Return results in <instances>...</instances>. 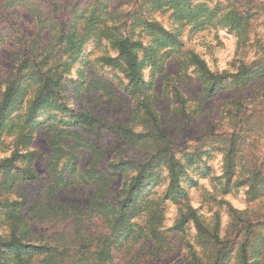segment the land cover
Returning <instances> with one entry per match:
<instances>
[{"label":"rangeland","instance_id":"1","mask_svg":"<svg viewBox=\"0 0 264 264\" xmlns=\"http://www.w3.org/2000/svg\"><path fill=\"white\" fill-rule=\"evenodd\" d=\"M156 2L103 1L115 8L113 11L108 9L112 14L111 24L123 35L139 13L176 36L171 43L156 33L143 34L144 45L148 50L154 48L159 62L150 59L144 65L147 85L136 93H130L126 88L127 80L120 68L102 64L101 56L116 55L105 37L91 38L78 54L63 45L51 52L52 44L49 43L53 29L41 28L36 18L25 13L2 17L0 8V27L7 26L9 32L8 42L0 45V96L5 81L18 67L13 52L27 55L30 47L46 44L51 52L38 70L29 62L22 68V88L6 124L0 158L11 152L8 144L20 131L30 101L41 86L40 74L56 69L61 75L57 94L50 95L47 107L36 112L35 120L39 123L27 150L35 153L32 167L38 178L17 181V190H24L30 200L36 199L40 188L54 178L60 186L58 194L66 200L86 201L94 196L112 200L120 196L122 184L128 182L138 166L160 146L156 136L159 128L169 139L170 148L186 162L182 183L186 199L180 203L161 201L162 220L158 234L165 238V247L160 250L156 243L139 240L137 228L132 227L113 250L109 264H211L214 245L207 235L200 233L192 221L175 228L181 211L190 206L196 209L209 231L216 230L221 240L231 246L225 264H239L237 249L248 241L252 245L249 264H264V184L250 189V181L241 179L238 186L227 189L225 180L220 178L224 170V142L232 134H236L239 142L238 169L241 166L264 167V77L243 87L222 88L207 97L201 91L202 78L198 72L179 58V45L182 44L181 52L191 50L199 54L212 72L225 70L227 73L235 72L239 56L246 63L262 59L264 0H184V6L154 10L152 5ZM69 3L74 4V10L78 9L74 20L80 23L82 31L92 28L97 17L89 14L91 8L84 16L79 11L91 0H64V5ZM231 10L247 14L243 25L247 43L243 51L236 50L234 28L220 21ZM142 54L148 56L145 51ZM174 88L179 91L182 101L175 99ZM142 103L151 107L155 122L146 114ZM63 105L73 111L93 114L101 122L93 128L78 127L73 119L58 110ZM116 126L125 127L129 135H122ZM72 132L75 133L72 137L65 138ZM51 137L61 140L55 149L50 143ZM198 151L202 152L201 157L190 161L187 155ZM56 159L59 160L54 165L52 162ZM26 164V160L19 159L17 169L11 174H18ZM113 164L116 167H112ZM114 168L116 170H111ZM247 174L243 173V177L248 178ZM154 180L155 183L146 185V191L138 201L145 198L156 201L154 213L157 217L158 200H162L167 184L163 167L158 169ZM110 207L105 204L103 211ZM142 219L138 222L143 225L145 219ZM96 224L103 228L100 219ZM49 242L58 252L70 248L53 240ZM6 263L12 264L0 256V264Z\"/></svg>","mask_w":264,"mask_h":264},{"label":"trees","instance_id":"2","mask_svg":"<svg viewBox=\"0 0 264 264\" xmlns=\"http://www.w3.org/2000/svg\"><path fill=\"white\" fill-rule=\"evenodd\" d=\"M103 1L91 0L87 7L79 10L84 16L91 8L89 14L97 17L95 23L91 25L92 28L82 31L80 23L74 20L78 9L72 8L74 5L71 4L72 2L64 5V0H51V2L48 0H0L2 17L19 16L25 13L36 18L41 28L53 29L52 41L49 43L52 44L51 48H49V44L44 47L36 45L26 51L27 55L13 52V58L15 62H18V67L16 72H12L5 81V87L0 96V147L4 145L3 135L6 124L22 88V68L29 62L33 68L38 70L40 64L46 61L48 55L57 46L63 45L65 49L73 50L75 54H78L91 38L105 37L109 40L116 55L101 56L102 64L121 69L127 80L126 88L130 93L140 92L145 88L147 82L143 76V67L150 62V59L159 62V57L153 47L148 50V47L144 45L143 34L156 33L161 35L162 40L171 43H174L176 36L163 29L157 22L149 21L139 13L128 25V32L123 35L118 32L116 26L111 24L112 14L110 11L115 8H110L109 4H103ZM183 3L184 0H157L152 8L154 10L163 7L172 8L179 5L184 6ZM246 15V13L231 10L223 20H220L221 23L224 22L223 25L226 24L234 28L237 37V52L243 51L247 43L243 29V25L246 24L245 20H247ZM8 39V27H0V45L6 44ZM181 47L182 44L179 45L180 60L187 62L198 72L202 78L201 91L207 97L214 95L217 90L222 88L243 87L254 79L264 77V57L246 63L239 56L236 58L238 65L234 73H227L225 70L212 72L199 54L191 50L181 52ZM143 51L147 52L148 56L143 55ZM40 75L42 77L41 86L30 101L20 131L8 144L11 146V152L0 158V256L4 260L8 259L12 264H33L34 262L37 264H109L112 260L113 250H116L117 244L124 239L125 233L132 227L137 228L139 240L145 243H156L158 249L161 250L165 247V238L158 234L162 220L161 201L170 200L173 203H180L186 199V192L182 185L186 162L177 156L173 148H170L169 139L159 128L156 136L160 141V146L138 166L136 174L128 182L122 184L119 191L120 196L112 200H101V196L90 197L86 201L66 200L58 194L60 186L54 178H50L48 183L40 188L36 199L30 200L24 190H17L15 186L17 181L38 178L34 167H32L35 153L27 151L35 126L39 123L35 120V114L47 107L50 95L57 94L56 86L61 79V75L57 73L56 69L54 72L46 70ZM173 94L175 99L182 101L176 88L173 89ZM142 107L155 122L151 107L146 103H142ZM58 110L73 119L78 127L93 128L101 122L100 118L93 114L85 111H73L65 105L59 106ZM116 128L122 135H129L125 127L116 126ZM73 134L75 133L72 132L65 138H70ZM54 138L56 137H51L50 143L55 149L61 144V140ZM224 143V170L220 177L225 180L224 186L227 189L238 186L241 179L250 181V189L262 186L264 184L263 166H241L238 169L239 142L236 134H232ZM201 153L198 151L187 156L191 161L200 158ZM19 159L26 160V166L22 170L20 169L18 174H11L13 169H17L16 162ZM58 160L56 159L52 163L56 165ZM112 167H116V165L113 164ZM161 167L166 172L167 184L163 197H161L162 200H158L159 213L156 217L154 213V208L157 206L156 201L148 198L138 201V197L144 194L146 185L155 183L154 178ZM111 170H116V168ZM59 171L56 175L59 174ZM245 172L248 173V178L243 177ZM235 175H239V178H234ZM105 204L111 205L107 211H103ZM143 212L148 215L142 214ZM139 218H143L142 221L145 219L143 225L138 222ZM98 219L103 222V228L96 224ZM188 221H192L196 229L207 235L214 245L211 264H225V257L228 252H231V246L221 240L216 230L209 231L203 225L196 209L191 206L186 211H181L175 228L183 227ZM36 228H38V232H36ZM134 236L138 237L136 234ZM50 240L60 243L65 248L69 245L70 248L64 252H58L49 242ZM250 251H252V245L249 241L240 244L236 254L239 264H249Z\"/></svg>","mask_w":264,"mask_h":264}]
</instances>
